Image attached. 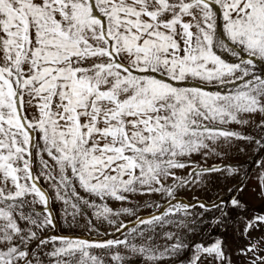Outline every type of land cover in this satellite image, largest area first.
Instances as JSON below:
<instances>
[{
  "label": "snow or ice",
  "instance_id": "obj_1",
  "mask_svg": "<svg viewBox=\"0 0 264 264\" xmlns=\"http://www.w3.org/2000/svg\"><path fill=\"white\" fill-rule=\"evenodd\" d=\"M249 146L264 152V0H0V264H105L93 249L115 264L188 249L189 264H231L222 236L189 237L264 228L243 215L246 185L210 201L178 194L238 176L239 159L207 161ZM257 184L264 198V171ZM136 195L160 201L139 216ZM55 203L69 229L82 218L95 235L59 233ZM262 241L240 250L248 264H264Z\"/></svg>",
  "mask_w": 264,
  "mask_h": 264
},
{
  "label": "rangeland",
  "instance_id": "obj_2",
  "mask_svg": "<svg viewBox=\"0 0 264 264\" xmlns=\"http://www.w3.org/2000/svg\"><path fill=\"white\" fill-rule=\"evenodd\" d=\"M218 34L222 36V28H218ZM226 59H233L232 57L228 56L225 53H220ZM257 69H261V65H257ZM260 117L257 115L256 120L259 121ZM230 127L236 128V125H231ZM246 132H255V129L249 127L244 129ZM243 142H241L242 144ZM264 158V152H254L253 147L249 146L244 153H238L237 151L233 150L230 156L227 157L225 160H220L217 158H210L207 161V164L210 166L213 163L215 164H222V163H231L236 164L237 160L239 159L242 162L241 172L235 178H229L227 181L224 177L219 175H213L211 177V181L207 186H201L198 188H192L191 190H183L178 195L179 197L186 201L191 202L193 197L198 199L210 201L215 199L218 194L223 193L226 198H231L233 195H237L236 191L232 193H228L227 189L232 188L237 185L238 182H242L246 187L244 188L243 192H239V198L242 202L247 205V211L243 214L246 218L251 219L255 215H264V198H261L259 195V187L257 184V178L261 171L255 161ZM193 159L200 161V157L195 156ZM203 163V161H200ZM187 171V170H185ZM43 183V181H41ZM47 187V185H44ZM81 195H86L85 193L81 192ZM156 200L160 201L159 196H153L151 198L145 196H133L132 201L138 208L136 215L139 216H147L150 212L154 211V209H148L143 207L145 200ZM163 202V201H161ZM109 206L112 208H118L121 206V203L114 200L108 201ZM130 206V205H124ZM63 207L61 203H55L53 205L55 215L58 221V229L57 231L63 235H76V236H84L85 238H91L95 234H89L84 225L86 220L80 218V224L75 227L74 229H69L61 220V213L60 209ZM199 211V209H197ZM91 215V211H89V216ZM120 219L129 224V227H135V216H121ZM101 231L107 232L110 235L106 236L105 238H113V229L108 224L104 223L100 225ZM241 232L243 230V225L240 226ZM218 236H222L224 239V245L226 249V255H228L231 259V264H248V260L251 257V253L248 256L239 254L241 249L248 247L250 243L256 242L257 240H261L264 238V228L261 230H253L249 233L248 238L246 239L243 235L237 233L232 227H229L227 232H221L220 229L214 228L210 231H205L203 233H197L195 236H190V240H194L197 242L202 243L205 247L214 243L215 238ZM122 238V237H120ZM155 243L157 245H164L166 241L163 238V235H160L156 238ZM260 248L264 249V241L260 243ZM113 251H120L122 254L126 253V250L123 248L114 249ZM94 254L98 256H103L105 260V264H115L110 258V255L106 252L105 249H93ZM260 255H264V251L259 253ZM193 256V252L191 249L186 250L185 252L177 255V256H169L164 260L159 261V264H189L191 258ZM127 264H148L145 258L140 256H132ZM201 264H216L214 257H207L204 256L201 258Z\"/></svg>",
  "mask_w": 264,
  "mask_h": 264
}]
</instances>
